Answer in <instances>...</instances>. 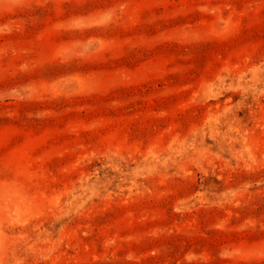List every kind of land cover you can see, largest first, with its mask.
<instances>
[{"label":"rangeland","instance_id":"1","mask_svg":"<svg viewBox=\"0 0 264 264\" xmlns=\"http://www.w3.org/2000/svg\"><path fill=\"white\" fill-rule=\"evenodd\" d=\"M0 264H264V0H0Z\"/></svg>","mask_w":264,"mask_h":264}]
</instances>
